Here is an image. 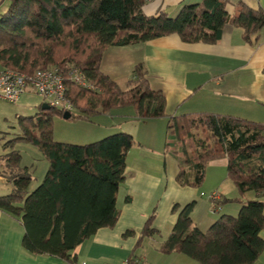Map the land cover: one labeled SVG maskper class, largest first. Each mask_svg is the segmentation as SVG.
<instances>
[{
  "label": "trees",
  "instance_id": "obj_1",
  "mask_svg": "<svg viewBox=\"0 0 264 264\" xmlns=\"http://www.w3.org/2000/svg\"><path fill=\"white\" fill-rule=\"evenodd\" d=\"M9 1L0 13V66L24 74L56 68L63 78L65 98L72 104L68 112L73 116L75 110L76 117L86 121L123 107H132L141 120L166 115L165 96L149 87L143 64L134 67L126 89L100 71L108 47L170 34L185 42L215 43L226 24L239 28L243 40L250 42L264 27V9L238 3L228 13L224 0L184 5L174 18L164 11L146 15V0ZM72 70L81 72L92 87L73 82ZM64 111L49 107L35 116H19L21 132L14 140L36 146L48 166L39 184L29 191L33 176L27 166L21 173L13 171L19 154L11 150L7 165L12 169L8 176L12 189L0 195V210L21 217L22 248L27 253L78 264L71 252L99 228L113 227L119 217L116 194L133 137L116 132L85 144L58 142L53 138L52 119ZM165 150L178 161L176 180L182 186H200L209 162L226 158L227 176L238 191L233 200L241 206L235 216L223 214L202 232L189 217L193 204H187L159 250L181 253L199 264L256 260L264 251L259 236L264 229V201L260 199L264 194V123L207 112L170 116ZM248 191L256 198L244 200ZM152 218L153 214L142 231L148 236L155 234Z\"/></svg>",
  "mask_w": 264,
  "mask_h": 264
},
{
  "label": "crops",
  "instance_id": "obj_2",
  "mask_svg": "<svg viewBox=\"0 0 264 264\" xmlns=\"http://www.w3.org/2000/svg\"><path fill=\"white\" fill-rule=\"evenodd\" d=\"M201 1L147 0L143 12L157 15L164 11L174 18L184 5ZM224 1L228 13L238 3L253 10L264 9V0ZM138 64L146 68L149 87L164 94L166 115L141 120L132 107L103 113L111 129L101 134L127 132L133 143L125 152L123 180L116 194L119 217L113 227L99 228L71 252L78 264H114L130 257L143 264H183L181 253L159 250L180 210L192 203L191 222L206 232L221 215L235 216L241 206L233 200L238 191L227 176L224 157L209 162L200 186L177 182L178 161L165 150L167 123L170 116L203 112L264 123V27L251 36L250 42L243 40L239 28L226 24L215 43H190L170 34L131 45H113L103 53L100 71L126 89ZM26 92L35 93L31 89ZM8 176L0 174V181L11 184L10 192ZM212 192L218 194L215 201H220L219 205L210 200ZM256 196L248 191L243 199ZM260 199L264 201V194ZM174 205L178 206L175 211ZM152 214L155 234L148 236L142 231ZM23 234L21 217L0 210V264H71L57 256L27 253L22 248ZM259 236L264 240V229ZM249 264H264V251Z\"/></svg>",
  "mask_w": 264,
  "mask_h": 264
},
{
  "label": "rangeland",
  "instance_id": "obj_3",
  "mask_svg": "<svg viewBox=\"0 0 264 264\" xmlns=\"http://www.w3.org/2000/svg\"><path fill=\"white\" fill-rule=\"evenodd\" d=\"M9 2V0H0V13L6 11ZM122 87L125 88L123 85ZM42 103H44L42 98L33 92H26L17 103L0 100V174H10L9 170L12 169H8L7 157L11 150H17L19 163L13 171L21 173L26 166L28 167L30 174L33 176L29 191L33 190L41 181L46 173L48 162L36 146L23 140H14V138L21 132L18 122L19 116H35L42 110ZM125 110L130 111V109ZM73 113V116L69 119L59 115L53 117V138L56 141L82 144L114 133L101 134L104 129H111L109 128L110 120L106 119L103 114L86 121L76 117L77 111L74 110ZM12 139L13 141L10 142ZM10 188L11 184L0 181V195L8 193ZM179 256H181L179 260L183 264H199L185 255L181 254Z\"/></svg>",
  "mask_w": 264,
  "mask_h": 264
},
{
  "label": "built area",
  "instance_id": "obj_4",
  "mask_svg": "<svg viewBox=\"0 0 264 264\" xmlns=\"http://www.w3.org/2000/svg\"><path fill=\"white\" fill-rule=\"evenodd\" d=\"M147 1V0H146ZM71 79L78 85L91 88L86 83L84 75L78 70H72ZM31 89L38 94L49 107L69 111L72 108L70 100L65 98L63 78L56 68L39 69L31 74H24L13 69H0V100L8 103H17L26 90ZM218 197L216 192L209 195L214 201ZM114 264H143L139 259L120 260Z\"/></svg>",
  "mask_w": 264,
  "mask_h": 264
},
{
  "label": "water",
  "instance_id": "obj_5",
  "mask_svg": "<svg viewBox=\"0 0 264 264\" xmlns=\"http://www.w3.org/2000/svg\"><path fill=\"white\" fill-rule=\"evenodd\" d=\"M41 109H49V105L47 103H42L41 105ZM62 117L65 118V119H69L71 118V113L68 112V111H64L63 114H62Z\"/></svg>",
  "mask_w": 264,
  "mask_h": 264
}]
</instances>
